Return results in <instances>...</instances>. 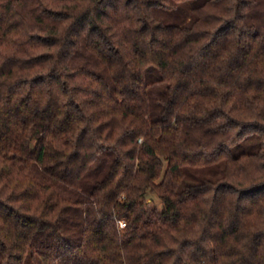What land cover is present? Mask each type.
<instances>
[{
	"label": "clouds",
	"instance_id": "1",
	"mask_svg": "<svg viewBox=\"0 0 264 264\" xmlns=\"http://www.w3.org/2000/svg\"><path fill=\"white\" fill-rule=\"evenodd\" d=\"M0 132V264H264V0H0Z\"/></svg>",
	"mask_w": 264,
	"mask_h": 264
},
{
	"label": "trees",
	"instance_id": "2",
	"mask_svg": "<svg viewBox=\"0 0 264 264\" xmlns=\"http://www.w3.org/2000/svg\"><path fill=\"white\" fill-rule=\"evenodd\" d=\"M152 79L153 80L155 79L154 75H153ZM8 131H10V129ZM13 143H15V141L13 140V138L10 135L7 134V132H0V144H3L5 148H8ZM0 150H2V149H0ZM33 155H35L39 161H43L45 159L44 148L42 147L40 149V152L38 153V155L35 153H33ZM5 158L6 159H15V154H13V156L9 157V156H7V153H5ZM104 171H105V169L101 168L99 170V172L96 173V175L98 177L102 176L104 174ZM168 171L175 173L178 171V167L177 166H170V168L165 173L166 175H167ZM0 178H2V174H0ZM5 248H6V246H5ZM47 252H50V249L47 248L42 241L33 238V242L31 245H29V250H28L27 254L26 255H20V260L23 261V264H33V260H32L33 256H35L37 259H43Z\"/></svg>",
	"mask_w": 264,
	"mask_h": 264
}]
</instances>
